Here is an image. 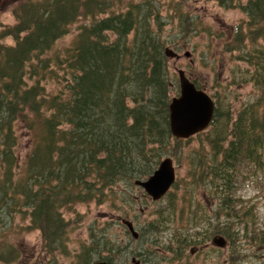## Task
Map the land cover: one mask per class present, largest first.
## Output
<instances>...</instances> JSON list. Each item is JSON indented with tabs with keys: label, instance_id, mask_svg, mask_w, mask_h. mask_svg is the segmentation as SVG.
Segmentation results:
<instances>
[{
	"label": "trees",
	"instance_id": "1",
	"mask_svg": "<svg viewBox=\"0 0 264 264\" xmlns=\"http://www.w3.org/2000/svg\"><path fill=\"white\" fill-rule=\"evenodd\" d=\"M207 1L223 7L232 2L246 16L232 26L224 49L238 53L236 60L244 65L241 84L252 83L258 94L234 112L225 95H211L210 126L184 141L169 131L176 77L164 50L172 42L163 38L166 17L153 0H26L13 12L16 24L4 34L13 37V45H0L1 262L39 264L40 252L20 253L9 236L38 231L46 251L41 253L55 263V252L68 254L72 229L63 211L105 201L116 207L133 181L153 173L170 141L177 157L178 146L194 138L201 145L199 175L222 188L220 216L226 219L219 234L234 251L243 242L264 246V223L256 219L254 206L233 194L238 168L264 158V47H257L264 34V0ZM183 3L171 5L180 22L188 18ZM79 21L88 24L78 25L71 43L51 54ZM190 25L197 27L195 20ZM238 71V66L232 71L233 84L240 80ZM18 126L30 146L22 167L16 155ZM16 216L28 224L9 232ZM117 251V242L99 230L77 254L78 263L90 264L93 257L111 262Z\"/></svg>",
	"mask_w": 264,
	"mask_h": 264
},
{
	"label": "rangeland",
	"instance_id": "2",
	"mask_svg": "<svg viewBox=\"0 0 264 264\" xmlns=\"http://www.w3.org/2000/svg\"><path fill=\"white\" fill-rule=\"evenodd\" d=\"M21 1L23 0L16 2L18 4ZM178 1L183 0H153L156 6L159 5L161 15L166 17L162 35L168 42H172L166 47H170L179 55L178 59H167L170 72L176 77L171 95L176 97L179 94L176 71L183 70L186 76L207 94L225 95L227 102L233 106V112L237 111L244 102L252 101L258 92L252 83L241 84L243 62L236 60L238 53L225 51L224 42L232 40V26L245 22L246 16L232 2L223 7L217 1L184 0L182 12L188 18L187 21L180 22L174 9H171V5ZM239 1L240 4H244L247 0ZM22 3L13 9L14 14L21 8ZM14 14H9L8 9L0 12L2 46L13 45V37L4 34L16 24ZM169 18L172 20L170 24ZM194 20L196 28L189 26ZM82 23L79 21L73 24L70 33L59 39L50 53L66 48L76 36L78 25ZM83 24H88V21ZM246 32L244 25L243 34ZM259 45L264 47V34L261 40L258 39L257 47ZM247 48L253 49L250 45ZM186 53L188 56H185ZM237 66L239 74L236 75V79L240 77V80L233 84L232 71ZM49 84V87L54 86L53 83ZM16 133L18 136L16 155L19 166L22 167L29 152V136L19 126ZM175 148L177 147L173 141H170L168 153L163 156L164 158L169 156L173 160L176 184L162 200L152 202L144 197L140 188L132 185L127 187V198L124 201L116 200V207L110 201H105L102 205L91 203L75 206V212L63 211L64 219L72 221L66 245L68 254L60 255L55 252L53 264H79L77 254L82 247L88 245L90 234H95L99 230L118 244V251L113 254L112 264H134L133 260H141V264H214L212 258L214 252H208L200 257L188 256V248L196 243L197 239L200 240V244L205 241V233L208 234L207 220L210 219L214 225L216 221L222 222L226 219L225 216L216 215L222 188H214L220 185L217 182H205L206 179L199 178L202 168L198 165L200 159L197 153H200L201 148L198 139L194 138L189 143L179 145L177 157L174 154ZM203 152L207 156L212 153L207 145L203 146ZM209 165L206 168L207 173ZM234 182V196L253 205L256 219L264 223V158L259 165L240 166ZM217 193L219 195L216 196ZM189 212L193 214L190 222ZM127 221L131 222L139 233L141 237L139 240H135L125 226L124 223ZM21 222L20 217L16 216L8 231L28 224V220L22 224ZM9 236L20 253L25 251V254L33 256V253L40 252L38 263L52 264L53 258L44 253L46 251L42 248L38 231H25L20 235L16 231H11ZM41 249L44 250L43 253ZM102 254L104 257L108 255ZM92 259L90 263L98 260L95 257ZM0 264L17 263L0 261ZM215 264H264V246L256 247L243 242L238 245L236 251L228 247L220 252V258L216 259Z\"/></svg>",
	"mask_w": 264,
	"mask_h": 264
},
{
	"label": "water",
	"instance_id": "3",
	"mask_svg": "<svg viewBox=\"0 0 264 264\" xmlns=\"http://www.w3.org/2000/svg\"><path fill=\"white\" fill-rule=\"evenodd\" d=\"M16 0H5L10 3ZM164 54L168 59H177L178 55L171 49L165 48ZM188 56V53L185 54ZM179 94L169 103V131L176 140H186L205 131L211 124L214 115V102L211 97L195 87L183 70H177ZM175 180L173 162L170 158L160 161L156 170L145 180H136L134 185L141 187L153 201L161 199ZM133 238L137 232L130 222L124 223ZM218 246H224L225 241L219 238ZM92 264H110L106 261H97Z\"/></svg>",
	"mask_w": 264,
	"mask_h": 264
},
{
	"label": "flooded vegetation",
	"instance_id": "4",
	"mask_svg": "<svg viewBox=\"0 0 264 264\" xmlns=\"http://www.w3.org/2000/svg\"><path fill=\"white\" fill-rule=\"evenodd\" d=\"M5 0H0V12H5V11H7V9H8V13L9 14H11V11H12V7H15V6H17L18 4H20V3H22V2H25L26 0H23V1H21L20 3H13V4H11L12 6H7L8 4L7 3H5L4 2ZM199 178H203V176H200ZM176 184V180H175V182H174V184L172 185V187L171 188H173V186ZM143 191V190H142ZM169 192L170 191H168L164 196H163V198H165L168 194H169ZM143 195H144V197L145 198H147L148 200H150L151 201V199L149 198V196L147 195V194H145L144 192H143ZM217 195H219V193H217L216 194V196ZM162 198V199H163ZM162 199H160V200H162ZM218 199H219V197H218ZM159 200V201H160ZM156 202H158V201H156ZM219 204H220V200H219V203L217 204V207H218V211H217V213H216V215H219L220 214V206H219ZM210 209H212V207L211 208H209V210ZM209 214V213H208ZM192 217H193V214L191 213V212H189L188 213V221L190 222L191 221V219H192ZM133 225V224H132ZM207 225H208V229H207V231H208V234L207 233H205V236H206V238H204L205 239V241L203 242V243H199L200 242V240L199 239H197L195 242L196 243H193L191 246H189V248H188V256L189 255H191V256H198V257H200L201 255H203V254H207L208 252H214V254H213V262H214V264H215V261H216V259H219L220 258V252L221 251H224V250H226L228 247H229V249H232V246L230 245V243L229 242H227L226 241V243H225V245L224 246H218L217 245V241H218V239L219 238H222L221 236H220V234H219V231H220V226H221V222H219V221H216L215 223H214V225H212V223H211V221H210V219L209 220H207ZM134 227V226H133ZM135 228V227H134ZM136 230V229H135ZM138 233V232H137ZM212 235V236H211ZM209 236H211L210 237V239H209V241H207V239H208V237ZM141 237H140V235H139V233H138V237H137V239L136 240H139ZM207 241V242H206ZM218 251V253L216 254L215 252H217ZM169 262V261H168ZM134 264H141V260H134Z\"/></svg>",
	"mask_w": 264,
	"mask_h": 264
},
{
	"label": "bare ground",
	"instance_id": "5",
	"mask_svg": "<svg viewBox=\"0 0 264 264\" xmlns=\"http://www.w3.org/2000/svg\"><path fill=\"white\" fill-rule=\"evenodd\" d=\"M207 181V180H206ZM235 262V261H234Z\"/></svg>",
	"mask_w": 264,
	"mask_h": 264
}]
</instances>
